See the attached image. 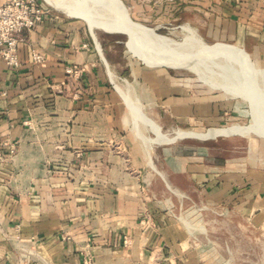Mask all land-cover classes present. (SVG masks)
Instances as JSON below:
<instances>
[{"label": "crops", "instance_id": "crops-1", "mask_svg": "<svg viewBox=\"0 0 264 264\" xmlns=\"http://www.w3.org/2000/svg\"><path fill=\"white\" fill-rule=\"evenodd\" d=\"M196 9L205 37L230 42L209 52L264 90V69L250 59L264 65V0ZM20 37V65L0 58V264H217L203 255L217 251L211 242L174 215L190 196L220 209L242 243L255 237L264 264V167L249 155L253 144L221 161L175 141L245 136L249 127L162 132L223 124L236 109L231 98L187 86L164 64L127 75L111 58L119 39L94 37L56 12ZM73 66L78 75L66 73Z\"/></svg>", "mask_w": 264, "mask_h": 264}, {"label": "rangeland", "instance_id": "rangeland-1", "mask_svg": "<svg viewBox=\"0 0 264 264\" xmlns=\"http://www.w3.org/2000/svg\"><path fill=\"white\" fill-rule=\"evenodd\" d=\"M69 1L66 0L70 7L66 6L65 0H44L51 12H56L66 18L82 22L87 30L90 29L94 37L119 39L121 43L118 48L115 47L111 53V58L115 60L119 59V69L123 72L125 71L127 75L129 68L140 66V64L144 66L146 64H164L162 65L164 68H168L176 74H179L185 80L187 86H191V88L195 87L207 93L221 94V97L231 98L235 104L236 109L229 114L228 121H223V124L212 126L186 123L183 126H179V128L176 126H168V128L162 130L163 133L168 136H173L177 129L204 132L208 128H220L232 124H237L239 127L248 126L249 128L247 130L241 131L245 136L227 135L204 140L183 138L175 141L182 144L186 150L200 149L207 155L214 156L221 161L231 159L239 154L247 156V144L251 142L253 148L252 151H249V155L255 162L260 157V166L264 167V119L261 118L263 116L260 115L255 101L245 93L246 86L244 87V85L238 83L236 80H231L227 81L226 85L242 89L243 93L223 89L217 86L216 74L219 73L221 76L230 77V73L227 71H218L216 67L211 66L216 72L214 75L207 72L204 67L190 65L181 58H176L171 54H164L160 48L156 50L150 49L148 44L133 32H111L102 27L90 26L82 17L68 14V10L83 11V6H80L77 1ZM88 1L85 0L84 3ZM107 1H113L116 5H119L127 13L132 22L144 28L147 34L154 39L170 41L185 48L193 46L208 52L209 48H216L220 43H230L223 40L207 38L204 36L205 31L199 29L198 25L204 24L205 18L198 14L196 8L200 6L201 2L206 0ZM192 28L195 30L196 39H199L200 43L204 46L198 47L192 44ZM99 47L102 53V46L99 45ZM250 59L258 68L264 69L263 64L258 63L251 57ZM210 65L206 64L207 67ZM235 67L243 74H246L240 66ZM246 76L248 75L246 74ZM123 78L132 83L129 76H121L120 83H122ZM226 93H230V95H226ZM143 112L147 115V111L143 110ZM147 116L157 122V117ZM145 129L147 136L155 137L148 126ZM172 142L166 143V146H171L173 144ZM174 215L180 222L183 221L184 225H188L190 231L196 230V232H201L200 240L202 244H210L211 242L213 248L217 250L211 253V255L209 253L203 254L206 260L210 256V259L217 262V264H257L260 262V252L257 250L256 238L251 237L249 242L243 241L242 243L239 231H234L233 233L230 231V227L224 222L225 216L223 212L215 206L199 205L196 199L190 196L176 209ZM226 242L229 248L232 249L231 252L226 251Z\"/></svg>", "mask_w": 264, "mask_h": 264}, {"label": "bare ground", "instance_id": "bare-ground-1", "mask_svg": "<svg viewBox=\"0 0 264 264\" xmlns=\"http://www.w3.org/2000/svg\"><path fill=\"white\" fill-rule=\"evenodd\" d=\"M70 1H77L80 6H83V8L81 7L83 11L68 10V14L82 17L90 26L102 27L111 32H133L144 40L150 49L156 50L157 48H160L164 54H171L176 58H181L190 65L204 67L207 72L214 75L216 72L211 66L216 67L218 71H227L230 73V77L221 76L219 73L216 74L218 82L217 86L237 93H243L242 89L226 85L227 81L236 80L238 83L244 85V87L246 86L245 93L255 101L260 115L263 116L261 118L264 119V90L260 88L252 77L246 76V74H243L238 68H236L235 66L237 65H233L223 60L215 53L204 51L197 47L191 46L185 48L170 41L154 39L147 34L144 28L132 22L127 13L113 1L89 0L87 3H84L85 0ZM65 4L67 7H70L67 2ZM206 64L211 65L207 67ZM132 102L136 105L139 114V105L137 104V101L133 98ZM138 116H140V114Z\"/></svg>", "mask_w": 264, "mask_h": 264}, {"label": "built area", "instance_id": "built-area-1", "mask_svg": "<svg viewBox=\"0 0 264 264\" xmlns=\"http://www.w3.org/2000/svg\"><path fill=\"white\" fill-rule=\"evenodd\" d=\"M51 10L44 0H0V58L8 66L18 67V48L23 30H32L50 16ZM31 61L42 64L44 57L32 52ZM81 68L67 67L66 73L78 75ZM14 149L10 150L13 153ZM1 158V156H0ZM126 243V241H125Z\"/></svg>", "mask_w": 264, "mask_h": 264}]
</instances>
